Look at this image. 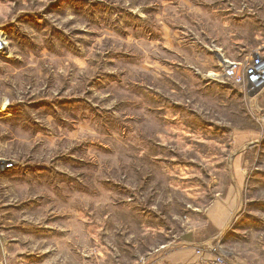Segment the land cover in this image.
<instances>
[{"label":"rangeland","instance_id":"obj_1","mask_svg":"<svg viewBox=\"0 0 264 264\" xmlns=\"http://www.w3.org/2000/svg\"><path fill=\"white\" fill-rule=\"evenodd\" d=\"M0 33V264H264V0H0Z\"/></svg>","mask_w":264,"mask_h":264},{"label":"crops","instance_id":"obj_2","mask_svg":"<svg viewBox=\"0 0 264 264\" xmlns=\"http://www.w3.org/2000/svg\"><path fill=\"white\" fill-rule=\"evenodd\" d=\"M242 173L243 174L241 175L238 174L237 177L244 178L247 176V173L244 170ZM235 185H236L235 188L238 190L235 195L236 199H232L231 194H229V196H227L226 198H223V200L219 199V201H216V203L208 209L207 216L210 219V221L212 220L215 223L217 228H220V229L224 227L226 228L230 219H233L232 217L233 212L239 209L241 207V204H243V202L247 201V199L246 201H244L246 194H242V190H243L242 184H240L239 182H236ZM186 247L187 248L184 254H186L187 260L194 259L195 258L194 246H191V244H188Z\"/></svg>","mask_w":264,"mask_h":264},{"label":"built area","instance_id":"obj_3","mask_svg":"<svg viewBox=\"0 0 264 264\" xmlns=\"http://www.w3.org/2000/svg\"><path fill=\"white\" fill-rule=\"evenodd\" d=\"M0 37H3V36L0 35ZM260 55H258V56L255 57V61L251 65L250 71L253 73L252 77L254 75L257 77L258 76V73H260L261 75L262 74L264 75V67L261 65L262 58H261ZM235 64L236 65H235V67L233 69H230L229 71H226L225 70V74L226 75H232L235 79H240V77H241L240 72H241L242 66L238 62H235ZM248 79H249V81H251L250 78H248ZM252 89H254V88H252ZM256 94H257V92H255V95ZM8 164H12V163H8ZM5 167H6V163L4 162L3 159H0V173L3 171V169H5ZM227 260L228 259H227L226 255L223 254L214 264H230V263H228L229 261L227 262ZM185 264H201V262H200V259H199V260H196V261L187 262ZM207 264H213V263L212 262H209Z\"/></svg>","mask_w":264,"mask_h":264},{"label":"bare ground","instance_id":"obj_4","mask_svg":"<svg viewBox=\"0 0 264 264\" xmlns=\"http://www.w3.org/2000/svg\"><path fill=\"white\" fill-rule=\"evenodd\" d=\"M0 35H2L1 33H0ZM2 36H4V35H2ZM7 44H8V41H6L5 40V38L4 37H0V51L1 50H3V49H5L6 47H7ZM8 51V50H7ZM227 61V60H226ZM225 61V62H226ZM231 65V66H230ZM235 63H233V62H230V61H228V62H226V63H224V67H225V70L226 71H229L230 69H233L234 67H235ZM228 66V67H227ZM230 66V67H229ZM221 75V74H220ZM226 75V74H225ZM252 75H253V73L249 70V77L251 78V80L252 81H254L256 84H263L264 83V75L262 74H260V73H258V76L256 77L255 75L252 77ZM210 79H214V80H218L219 78H218V76H217V74L216 75H212L211 77H209ZM221 78V77H220ZM225 234V231H223V232H221V235H224ZM218 238L216 237V241H215V244L216 243H218L217 240ZM208 247H210V246H208ZM215 247V246H214ZM216 250H217V248H216ZM205 255V254H204ZM204 257V256H203ZM205 260V259H204ZM210 260V259H209ZM208 260V261H209ZM234 262V261H233ZM209 263V262H208ZM235 263V262H234Z\"/></svg>","mask_w":264,"mask_h":264}]
</instances>
